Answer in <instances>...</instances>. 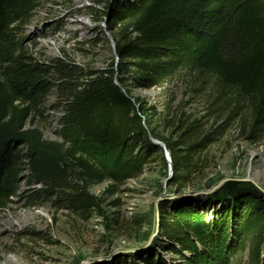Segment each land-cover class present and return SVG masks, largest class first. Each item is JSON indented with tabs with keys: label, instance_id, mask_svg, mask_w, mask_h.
Returning <instances> with one entry per match:
<instances>
[{
	"label": "trees",
	"instance_id": "16d2710c",
	"mask_svg": "<svg viewBox=\"0 0 264 264\" xmlns=\"http://www.w3.org/2000/svg\"><path fill=\"white\" fill-rule=\"evenodd\" d=\"M42 1L0 0V213L19 191L24 164L28 202H50L87 219L101 212L92 185L123 184L162 151L150 138L170 155L171 185H185L206 139L196 140L197 126L187 123L180 144L158 140L152 114L112 68L83 82L60 68L57 87L66 94L60 141L32 125L52 85L22 36ZM105 8L106 31L118 37L116 55L130 63L121 76L135 88L157 87L184 70L207 75L245 103L251 121L244 133L264 139V0H106ZM157 212L153 254L130 264H264V193L250 182L228 181L206 200H161Z\"/></svg>",
	"mask_w": 264,
	"mask_h": 264
},
{
	"label": "rangeland",
	"instance_id": "374dc122",
	"mask_svg": "<svg viewBox=\"0 0 264 264\" xmlns=\"http://www.w3.org/2000/svg\"><path fill=\"white\" fill-rule=\"evenodd\" d=\"M105 5L106 0H43L25 26L24 45L33 60L48 69L46 81L52 85L32 114V125L42 129L47 140L60 141L66 104V94L57 87L60 68L79 82L92 72L112 68L124 79L131 96L152 114L158 140L180 144V132L193 123L195 139H206V149L194 158L195 171L181 188L171 185V159L164 146L152 163L131 173L123 184L92 185L90 193L100 201L101 212L92 211L87 219L56 210L50 202H28L31 188L26 185L28 172L23 164L19 191L0 213V264H117L120 258L130 264L133 258L153 254L160 198L206 200L228 181L250 182L264 193V139L249 138L251 119L245 103L220 90L209 76L187 70L157 87L135 88L129 77L121 76V68L130 63L116 55L118 37L106 31ZM154 252L166 260L172 258L166 251Z\"/></svg>",
	"mask_w": 264,
	"mask_h": 264
},
{
	"label": "water",
	"instance_id": "95a60500",
	"mask_svg": "<svg viewBox=\"0 0 264 264\" xmlns=\"http://www.w3.org/2000/svg\"><path fill=\"white\" fill-rule=\"evenodd\" d=\"M155 145H158V146H160V147H163L164 145L163 144H161L160 142H155ZM165 147V146H164ZM162 199L160 198L158 201H157V204H156V222H158V212H157V205H158V202L159 201H161ZM157 231H158V228H157V230H156V233H157Z\"/></svg>",
	"mask_w": 264,
	"mask_h": 264
}]
</instances>
